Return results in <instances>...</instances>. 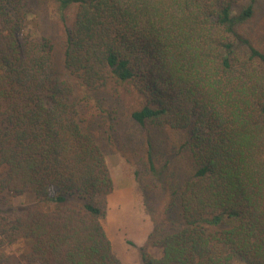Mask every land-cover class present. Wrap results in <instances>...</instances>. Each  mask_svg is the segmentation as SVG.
Masks as SVG:
<instances>
[{
  "label": "trees",
  "instance_id": "16d2710c",
  "mask_svg": "<svg viewBox=\"0 0 264 264\" xmlns=\"http://www.w3.org/2000/svg\"><path fill=\"white\" fill-rule=\"evenodd\" d=\"M51 1L59 42L23 34L36 0H0V264L21 240L26 264H123L103 222L125 117L141 263L264 264V0Z\"/></svg>",
  "mask_w": 264,
  "mask_h": 264
},
{
  "label": "rangeland",
  "instance_id": "374dc122",
  "mask_svg": "<svg viewBox=\"0 0 264 264\" xmlns=\"http://www.w3.org/2000/svg\"><path fill=\"white\" fill-rule=\"evenodd\" d=\"M37 9L30 14L27 29L23 34H45L54 42H59L63 36V24L59 22V13L56 5L51 0H36ZM74 10L67 12L68 21L72 20ZM23 35V37L25 36ZM22 36V34H21ZM128 106L125 105L123 112L126 115ZM136 132L133 125L125 117L116 135L112 146L105 147L107 164L113 180V192L108 196L107 216L104 219V227L112 242L116 255L123 264H142L137 249L152 231L150 217L144 205V196L141 186L135 180V166L126 162L128 156L136 163L133 150L141 143L126 144L125 135ZM126 146L127 148L123 147ZM2 171L0 170V175ZM4 209H16L24 205L40 204L47 208L48 204L39 201L33 195L10 196L6 194ZM134 245H132V244ZM30 243L21 240L3 251L9 261L6 264H26L25 254L29 251Z\"/></svg>",
  "mask_w": 264,
  "mask_h": 264
}]
</instances>
